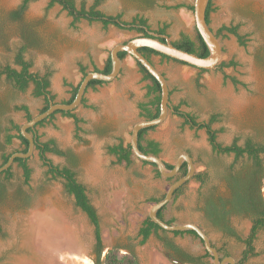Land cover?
Instances as JSON below:
<instances>
[{
    "label": "rangeland",
    "instance_id": "obj_1",
    "mask_svg": "<svg viewBox=\"0 0 264 264\" xmlns=\"http://www.w3.org/2000/svg\"><path fill=\"white\" fill-rule=\"evenodd\" d=\"M74 1L77 7L89 8L93 4V0ZM193 2L103 0L97 8L106 14H121L125 22L141 16L155 32L166 25V34L173 42L179 40L181 34L196 38L193 11L188 8ZM21 4L22 0H0V64L16 67L14 54L24 43L22 29L30 30L37 43L26 49L25 58L32 62L31 71L50 70L49 88L55 101L70 98L72 87L82 77L78 62L87 66L88 71L94 67L102 69L113 45L139 35L133 29L115 25L104 27L100 22L85 19L73 23L67 11L58 4L50 5L48 0L30 1L21 19H12L10 12ZM209 25L215 33L222 26L236 25L243 36L244 44H241L235 35L226 31L218 35L223 47L222 62L227 65L201 70L156 54L150 59L168 80L172 105H180L199 121H208L212 114L218 115L212 127L218 131L220 143L228 145L237 139L242 145L251 138L264 144V0H211ZM127 59L128 55L122 59V71L115 80L88 88L86 104L74 111L82 119L79 130L71 117L61 113H56L37 129L42 140L53 139L62 151L74 156L72 163L66 156L48 153L53 163L73 167L78 179L86 185L100 219L102 259L109 249L118 245L133 247L139 256V264H168L154 235L145 244H138V230L152 204L149 200L161 197L171 181L157 176L152 164L135 155L131 163L119 164L107 152L108 145L129 142L133 124L143 118L138 104L148 99L150 81L143 78L136 62L130 68ZM231 60L234 65L228 64ZM32 89L31 85L26 91H19L5 76L0 77V100L6 107L5 112L0 113V142L3 145L0 162L3 152L22 148L18 138L10 144L4 142V129L10 119L19 125L26 121L24 112L15 110V105L24 104L32 115H36L45 103L42 96L33 95ZM111 96L117 102L114 112L107 106ZM145 138L160 143L159 156L169 164H174L180 153L190 154L196 173L204 175L203 183L193 178L183 185L165 205L163 217L174 219L178 224H198L216 246L226 243L230 253L238 258L243 244L207 222L201 210L202 197L211 189L227 196L229 191L222 178L223 171L229 166L241 169L249 160L246 157L236 160L233 154L215 152L204 129L189 127L173 112L163 123L149 129ZM261 158L264 166V155ZM28 164L30 181L24 182L21 168L14 163L13 177L5 183L6 192L0 199V264H94L93 225L76 207L73 196L66 193L63 181L49 177L37 151L29 157ZM42 216L57 224L61 232L57 234L72 244L65 254L54 257L56 263L50 262L48 250L32 245L26 230L29 226L32 230L34 220ZM230 223L240 237L248 234L251 223L247 217L233 214ZM159 233L164 234L163 231ZM166 234L173 237L170 232ZM174 240L194 254L204 253L203 243L192 235L185 233ZM254 246L256 255L242 264H264V228L257 233ZM203 260L211 261L210 258Z\"/></svg>",
    "mask_w": 264,
    "mask_h": 264
},
{
    "label": "trees",
    "instance_id": "obj_2",
    "mask_svg": "<svg viewBox=\"0 0 264 264\" xmlns=\"http://www.w3.org/2000/svg\"><path fill=\"white\" fill-rule=\"evenodd\" d=\"M30 1L34 0H22V4L15 10L10 12V17L14 20H19L22 17L24 10L27 7V4ZM50 5L58 4L62 7L63 10L67 11V13L72 16L73 23L77 22L81 19H85L89 22H100L104 27L109 25H115L118 27H122L119 25V22L129 24V27H122L136 30L139 35H148L144 26H148L145 18L141 16H135L131 22H125L121 18V14L111 15L106 14L103 11L97 8L98 4L103 0H93V4L86 8L84 5L77 7L74 0H48ZM145 3H150L152 0H141ZM183 5H177V7H182ZM190 10L193 11V5L188 6ZM211 10V0L206 9V19L209 23V12ZM166 25L160 27L156 30L159 34H166ZM223 31L227 33L233 34L237 37L238 41L241 44H244L243 36L238 33V26H222L219 28L217 36L221 34ZM132 38V37H131ZM22 39L24 43L19 46L14 54V64L16 67H13L9 63L0 64V77L5 76V78L12 83V85L19 91H26L32 85V93L35 96H42L44 98V105L40 109L39 112L44 111L48 108L49 101H55V96L50 90V70L46 69L43 73L31 71L32 62L29 59L25 58V51L27 48L36 45L37 39L33 36L30 30L23 28L22 29ZM160 40H164L159 37ZM129 40V39H128ZM127 41V40H126ZM124 41V42H126ZM176 47L186 50L188 52L197 54L199 56H207L209 51L206 44L203 42L199 34L197 33L196 38L192 39L186 34H181V37L177 41L172 42ZM139 51L150 61V57L152 54L160 55L163 58L172 59L164 54H161L151 48L141 47ZM127 55L126 52H119V56L123 59ZM175 60V59H173ZM177 61V60H175ZM152 62V61H151ZM180 62V61H179ZM139 71L143 74V78L145 80H149L150 84L147 86V101L140 102L138 107L140 109V115L146 119H152L158 116L159 114V104H160V86L155 78L151 76L147 72V70L141 66L136 61ZM183 63V62H181ZM185 64V63H184ZM229 65H234L235 62L231 60ZM227 65L225 62H221L218 66ZM79 71L83 76H85L89 71L87 70V66L83 63L78 62ZM93 70L101 71L104 73H108L111 70V61L108 55L107 61L103 69H98L94 67ZM204 70V69H201ZM81 77V79H82ZM80 79V80H81ZM233 82H237L235 78H232ZM80 82V81H79ZM79 82L76 86H73L71 89L70 98L67 100H62L61 102H71L76 94ZM105 83L100 80H91L89 82V87H96V85ZM183 103V102H181ZM86 104V97L84 96L82 99L81 105ZM5 106L2 104L0 100V113L5 112ZM15 110H21L25 114L26 120H30L33 115L30 113L29 108L22 105H15ZM75 110L71 111H62L58 110L53 114L49 115L44 120L40 121L36 124L35 128H29L28 131L33 135L35 142V151L42 161L43 165L47 167V174L51 179H61L63 181L64 189L67 194L73 196L75 205L82 212L85 213L89 221L94 227V250L97 254V263L98 264H138L136 257L133 253L123 254L120 253L116 247L109 249L102 259L103 253V240L100 229V219L98 216V212L95 206L91 203L87 187L84 183H82L78 177L77 173L73 167L69 166H60L55 163L48 157V153H53L59 156H66L69 161L74 163V156L68 152L62 151L55 143L53 139L42 140L41 135L38 132V126L43 125L46 121L52 119L56 113H61L64 116L71 117L75 123V127L77 130L80 129L79 124L82 122V119L79 118L75 113ZM173 113L181 118H183L184 123L191 128L196 129H204L208 141L212 147V149L219 154H233L235 159H239L241 157H246L249 162L245 164L241 169L235 170L233 166H229L222 173V178L226 183V186L229 190L228 196H222L217 194L214 190H209L207 193L203 194V206L202 211L205 217L214 225V227L218 228L223 233L228 235L237 236L235 230L229 224V216L236 215H244L251 219L252 226L250 228L249 234L242 239L245 248L241 253L240 264L244 263L247 259L256 255L254 240L257 236L259 230L264 228V197L261 193V189L264 186V166L261 155H264V144L255 142L250 138H247L243 145L237 142L235 139L231 144L223 145L217 140V130L212 127V124L217 121L218 115L212 114L208 121H199L195 115L190 112L184 111L180 108V105H173ZM21 125L15 123L12 119L9 120V125L5 127V136L4 142L5 144H10L14 138H18L21 142L22 148L18 150L11 151L10 153L3 152L1 154V162L0 165L7 161L8 157L16 151H26L28 148V141L21 135L20 133ZM143 128L139 131L138 141L139 148L144 153H151L154 155H160L161 147L160 143L153 139H146L145 134L149 129L154 128ZM2 143L0 142V149H2ZM107 152L114 156L116 162L119 164H129L131 163L133 152L130 146V143H123L120 141L119 143L108 145ZM29 158H15L14 163H17L18 166L22 170V175L25 183L30 181L31 177V168L28 164ZM145 162V161H144ZM148 163V162H145ZM152 164V163H148ZM155 173L157 176H161L158 172L156 166ZM166 166L168 168H172L173 164H169L166 162ZM187 171L186 163H183L179 172L170 178H167L171 183L179 179L183 176ZM0 176H3V179H0V199L5 195L6 186L5 183L8 182L13 177L12 166L7 170H4L0 173ZM194 179L204 182V175L201 172H197L193 176ZM192 178V179H193ZM187 183V182H186ZM183 185L175 190L174 196L181 191ZM164 196V194L159 198H151L149 201L152 203L158 201ZM165 208L163 206L158 210V216L161 219H164L162 215V211ZM167 223L173 224L174 219L166 220ZM1 230V226H0ZM159 231L168 232L161 228L158 224L153 222L149 216L147 215L138 230V235L142 238L139 241V244L145 243V241L150 237L151 234L159 233ZM175 235H183L185 233L192 234L196 237H199L198 234L194 230H186V231H171ZM165 245L167 247L175 249L178 253H183L181 249L175 245L172 241L168 239H164ZM187 256V255H186ZM208 256V252L205 255H200L198 257L187 256V258L194 262H203V258Z\"/></svg>",
    "mask_w": 264,
    "mask_h": 264
},
{
    "label": "water",
    "instance_id": "obj_3",
    "mask_svg": "<svg viewBox=\"0 0 264 264\" xmlns=\"http://www.w3.org/2000/svg\"><path fill=\"white\" fill-rule=\"evenodd\" d=\"M209 1L210 0H194L193 2V17L195 28L197 30V33L208 48L209 53L207 56L202 57L197 54L180 49L172 43L167 34H159L153 30H150L147 26H144L148 34L147 36L138 35L130 38L126 42L116 43L112 46L109 52V57L111 61L110 72L104 73L95 70L89 71L80 80L76 94L71 102H53L51 100L49 101V105L46 110L41 111L36 115H33L30 120H26L21 124L20 133L28 141V148L25 152H13L8 157L6 162L0 165V173L11 167L14 164L15 158H29L35 152V142L33 135L28 131L29 128H35L37 123L44 120L49 115L53 114L58 110L71 111L78 108L82 103L83 97L86 95L88 85L91 80H100L103 82H110L114 80L119 75L122 68V59L119 56V52L124 51L128 55H130L135 61H137L141 66H143L147 70V72L151 74L153 78L156 79L160 86V104L158 116L152 119H139L132 126L129 143L133 155H135L142 161L154 164L160 175L165 178L175 176L179 172L183 163H186L187 165L186 173L169 185L168 189L166 190L164 196L161 199L151 204L147 215L153 222L168 231L194 230L203 241L205 249L213 257L214 264H235V259L233 257H225L223 260L219 259L217 249L212 246L209 236L204 231V229L198 224L193 222L170 224L158 216V210L172 200L175 190L184 185L189 180H191L194 174L196 173V167L193 157L185 152L180 153L177 156L173 167L168 168L166 166V162L161 158V156L154 155L151 153H144L139 148L138 141V135L141 129L157 126L163 123L167 119L169 113L173 112V105L170 101V89L165 75L139 51V48H151L172 59L183 62L198 69H216L218 65L222 62L223 47L221 45L219 37L215 34L206 19V9L209 4ZM119 25L122 27L130 26L129 24H125L122 22H119ZM159 37L163 38L164 40H160Z\"/></svg>",
    "mask_w": 264,
    "mask_h": 264
},
{
    "label": "flooded vegetation",
    "instance_id": "obj_4",
    "mask_svg": "<svg viewBox=\"0 0 264 264\" xmlns=\"http://www.w3.org/2000/svg\"><path fill=\"white\" fill-rule=\"evenodd\" d=\"M105 66V65H104ZM104 68V67H103ZM102 68V69H103ZM101 70V69H100ZM251 139V138H250ZM253 140V139H252ZM246 141V140H245ZM245 141L243 142V144L245 143ZM254 141V140H253ZM242 144V145H243ZM263 188H264V186L262 187V189H261V193H262V195H263ZM229 191V190H228ZM221 195V194H220ZM228 195H229V192H228ZM227 195V196H228ZM223 196V195H222ZM174 197V196H173ZM263 197H264V195H263ZM203 212V211H202ZM203 216H204V218L207 220V222L208 223H210L212 226H214L206 217H205V215H204V213H203ZM244 216V215H243ZM230 217L231 216H229V224H230V226L235 230V228L231 225V223H230ZM245 217H247V216H245ZM249 220H250V223H251V225H250V228H251V226H252V221H251V219L249 218V217H247ZM163 220H167V219H163ZM249 231H250V229H249ZM168 232H170V233H172L171 231H168ZM222 232V231H221ZM235 232H236V230H235ZM223 233V232H222ZM237 233V232H236ZM187 234H189V233H187ZM224 235H227V236H229V237H233V238H235V240H237V241H239V242H241L242 244H243V248L241 249V251H240V254H239V257L237 258V257H235L233 254H231L230 253V251L228 250V248L226 247V243L225 244H222L221 246H216L212 241H211V239H210V241H211V244H212V246H214L216 249H217V252H218V254H219V259L220 260H223L225 257H233L234 259H235V264H240V258H241V253H242V251L244 250V248H245V245H244V243H243V241H242V239H244L248 234H249V232H248V234L246 235V236H244V237H240V235L239 234H237V236H234V235H228V234H226V233H223ZM151 235H154L155 237H156V239L159 241V243L161 244V246H162V250H161V252H162V254H163V256H164V258H166V260L168 261V264H214L213 263V257L208 253V256H205L203 259H205V258H210L211 259V261H208V262H205L204 260H203V262H199V263H197V262H194V261H191V260H189L188 258H187V256H191V257H198V256H200L201 254H194V253H192V252H190L189 250H187V249H185L184 247H182L179 243H177L176 242V240H174V237H176V236H178V235H175L174 233H172V235H173V237H168L167 236V234H166V232H164V234H161V233H157V234H155V233H153V234H151ZM150 235V236H151ZM189 235H192V234H189ZM193 237H195V238H198L202 243H203V241L201 240V238L200 237H196V236H194V235H192ZM139 237H140V240H141V236L139 235ZM164 239H168V240H170V241H172L175 245H177L180 249H181V251L183 252V253H185L186 255H184V254H182V253H178L175 249H173V248H170V247H167L166 245H165V242H164ZM139 240V241H140ZM148 240V239H147ZM146 240V241H147ZM146 241H145V243H146ZM145 243H143V244H145ZM139 244V243H138ZM143 244H139V245H143ZM203 246H204V244H203ZM118 250H119V252L120 253H125V254H130V253H133L134 255H135V257H136V260H137V263L139 264L140 262V259H139V256H138V254H137V252L135 251V249L133 248V247H130V246H115ZM123 250H126V251H123ZM206 252H208L206 249H205V246H204V253L202 254V255H205L206 254ZM94 253H95V257H94V264H98L97 263V254H96V252H95V250H94ZM201 255V256H202ZM229 264V263H228Z\"/></svg>",
    "mask_w": 264,
    "mask_h": 264
},
{
    "label": "bare ground",
    "instance_id": "obj_5",
    "mask_svg": "<svg viewBox=\"0 0 264 264\" xmlns=\"http://www.w3.org/2000/svg\"><path fill=\"white\" fill-rule=\"evenodd\" d=\"M45 216L39 217V219L36 218L32 225V230L30 226L28 227V229L26 228V230H28L30 234V240L32 242V245L35 248L39 246V249L43 247L45 251L48 250L50 262L56 263L54 257L60 256L59 254H65V252H67L68 249L72 247V244H68V242L65 241L67 240L66 237L59 236L57 234L60 232L57 229L58 225L53 222H50L51 219L48 221ZM27 235H25V238H27ZM86 262L89 263V261L87 260Z\"/></svg>",
    "mask_w": 264,
    "mask_h": 264
},
{
    "label": "crops",
    "instance_id": "obj_6",
    "mask_svg": "<svg viewBox=\"0 0 264 264\" xmlns=\"http://www.w3.org/2000/svg\"><path fill=\"white\" fill-rule=\"evenodd\" d=\"M128 55V54H127ZM129 56V59H127V63H128V65H129V67L130 68H133L134 67V65H135V60L130 56V55H128ZM122 67H123V61H122ZM193 67V66H192ZM121 71H122V68H121ZM120 74V73H119ZM117 78V77H116ZM115 78V79H116ZM114 79V80H115ZM167 79V78H166ZM113 81V80H112ZM112 81H110V82H112ZM167 82H168V80H167ZM107 83H109V82H107ZM168 86H169V83H168ZM96 87H97V85H96ZM96 87H94V88H96ZM169 89H170V87H169ZM88 90V89H87ZM107 106H108V108H109V110H111V112H114V111H116V106H117V102L115 101V97H112L111 96V100H108L107 101ZM154 140V139H153ZM156 141V140H155Z\"/></svg>",
    "mask_w": 264,
    "mask_h": 264
}]
</instances>
